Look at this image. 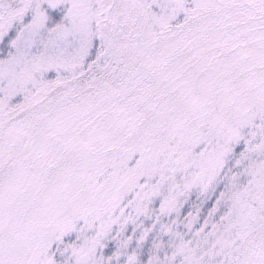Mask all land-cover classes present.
I'll return each mask as SVG.
<instances>
[{"label":"snow or ice","instance_id":"obj_1","mask_svg":"<svg viewBox=\"0 0 264 264\" xmlns=\"http://www.w3.org/2000/svg\"><path fill=\"white\" fill-rule=\"evenodd\" d=\"M0 264H264V0H0Z\"/></svg>","mask_w":264,"mask_h":264}]
</instances>
